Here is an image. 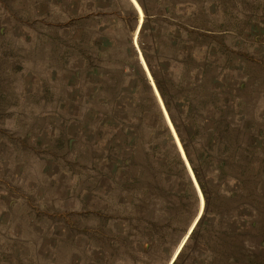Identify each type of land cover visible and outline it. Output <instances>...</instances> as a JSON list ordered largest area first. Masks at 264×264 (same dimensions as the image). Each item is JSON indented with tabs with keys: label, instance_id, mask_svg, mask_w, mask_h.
Masks as SVG:
<instances>
[{
	"label": "rangeland",
	"instance_id": "obj_1",
	"mask_svg": "<svg viewBox=\"0 0 264 264\" xmlns=\"http://www.w3.org/2000/svg\"><path fill=\"white\" fill-rule=\"evenodd\" d=\"M103 34L117 41L109 53L89 42ZM142 48L181 130L191 135L195 120L202 133L231 141L202 162L190 144L209 200L176 264H203L210 251L208 264H264V0H0V264H171L181 251L206 208L197 183L198 216L184 218L166 243H145L141 253L143 243L124 247L105 228L107 214L125 213V195L114 185L107 198L109 144L95 146L93 127L98 111L112 112L116 93L147 109L145 126L154 98L193 175ZM129 49L138 57L129 59ZM94 66L109 102L91 99ZM129 111L123 117L133 128L123 133L141 137L133 172L148 173L151 133Z\"/></svg>",
	"mask_w": 264,
	"mask_h": 264
},
{
	"label": "trees",
	"instance_id": "obj_2",
	"mask_svg": "<svg viewBox=\"0 0 264 264\" xmlns=\"http://www.w3.org/2000/svg\"><path fill=\"white\" fill-rule=\"evenodd\" d=\"M139 2L141 3V1ZM142 7L144 8L143 5ZM145 23L146 20L144 21L141 30L144 28ZM227 37H231L229 33H222L221 38L223 40H226ZM91 41H93V47H96L98 45L103 46L104 53H109L108 51L112 47H117V41L105 37L104 34L102 35L101 39L96 40V38H93L92 40H89V42ZM131 42L132 38L130 39L128 44H130ZM67 46L68 45L66 44L64 48H67ZM132 48L134 47L132 46ZM128 52L129 59H134L136 56L138 57V53L133 49H129ZM69 54L70 53L67 50L61 51V60L64 63L66 62V57ZM142 54L147 62L151 74L154 77L156 86L173 121L179 139L186 153L187 159L201 187L204 199L206 201L205 211L203 212L201 218L198 220L196 226L193 228L188 240L185 242L177 258L173 262V264H176L179 257L182 255L184 249L186 248L188 242L193 238L197 229L201 227V222L207 214L206 209L209 200L200 172L197 168V164L195 163V159L192 157V153L189 149L190 144L197 146L199 151L197 152V154L200 155L199 161L202 162L210 156L211 152H218V147L220 144L226 141L230 144L231 141L229 139V136H224L218 131L207 130L205 131V133H202V131L196 128L197 124L195 120L187 123L188 125L193 127L192 134H185L186 132L182 131L181 127L174 121L168 98L164 93L160 82L156 78L150 58L144 48H142ZM86 58H88L89 60V57L86 56ZM162 58L164 59L165 57ZM125 60L127 61L128 59ZM117 61H120V59H118ZM93 72L100 75V79L90 81V83L96 85L95 90L91 94V99L93 100L96 96H98L99 98H103L104 96V100H106L107 102H109L108 100L111 98L114 101V109H112V112L107 114L98 111V115H101V117L98 118L96 125H94L93 127L94 134L99 136L98 139H96L95 146H99L105 143L109 144L106 148L103 145V150L105 153L103 154V160L107 163L106 168L109 169V173L102 174L105 175L112 183L107 198L111 199L113 197V195H111V192L115 190L114 185L120 187L121 191L125 195L120 202V205L124 209L125 213H122V215L118 216L113 215L112 213L107 214L105 216V228L109 231V233L112 234L110 237L111 240L114 239L115 241H118L124 247H127L130 244L138 245L143 243L141 244L143 250H140V252L144 253L148 251L145 247V243H166V236L183 231L182 222L184 220H188L192 216L194 217L193 221L196 219V215H198L196 209L199 204V195L196 192L197 190L193 183L191 175L188 173L189 171H187L188 167L185 165L186 163L181 157V154L175 145L174 138L170 130L164 123L163 112L158 106L157 102L154 101V98L152 96L149 98L150 106L152 107V115L150 117L151 123L147 122L146 124L148 125L145 126L143 121L146 118L147 109L143 105H141L140 102L131 101V104H129L120 101V92L116 93L111 98L105 97L106 94H99V92H104L105 88L103 87V82L105 81L101 76L102 72L99 73L97 66L93 67ZM124 73L125 71L122 72L123 75ZM139 77L142 81L144 80L145 82L147 81V83L149 82L145 75L142 77L139 74ZM78 78L80 82L85 80H83L81 76H78ZM179 100L181 102L184 101L183 98H179ZM213 102L211 103V107L214 108L216 106V103L215 101ZM188 107L189 105L185 104V108ZM127 109L130 110L129 113H133L130 114L132 116L131 120H133V116H138L139 119H137L141 123V126L151 133L150 141H152V146L149 149V154L146 155V163L150 169V171L147 169L148 173L133 172V169L137 168L138 164L135 158L137 153L135 149L138 143L141 141V137L140 134L132 135L131 133H123L126 129V127L123 128V126H131V123H133L132 121H130L129 125H125L123 112ZM131 128H133V126H131ZM97 131H99L100 133ZM137 133H139V131ZM105 140L108 142H106ZM204 143H206L207 145H205ZM221 147L223 146L221 145ZM157 165H160V171L155 170V167ZM95 169L96 167H94V170ZM159 173L160 177H157ZM146 177H148L147 182H149L150 180L152 182L144 187L143 180L141 179ZM176 181L181 182L179 185H176ZM107 206L108 208L113 206V201L107 202ZM235 216L237 219V215ZM193 221L189 225V228L185 230L186 232L184 236L188 233ZM184 236L182 237V239L184 238ZM181 241L179 242L176 249L179 247ZM149 247L151 248V245ZM242 249L243 261L245 263V259L247 260L248 254V249L245 245V242L243 243ZM211 254L212 252L210 251L205 255V257H203V264H208L207 262L209 261V256Z\"/></svg>",
	"mask_w": 264,
	"mask_h": 264
},
{
	"label": "water",
	"instance_id": "obj_3",
	"mask_svg": "<svg viewBox=\"0 0 264 264\" xmlns=\"http://www.w3.org/2000/svg\"><path fill=\"white\" fill-rule=\"evenodd\" d=\"M140 7H141V6H140ZM141 9H142V7H141ZM142 11H143V10H142ZM142 23H143V20L141 19V21H140V23H139V28H141L140 26L142 25ZM135 43H136V42H135ZM139 51H140V50H139ZM141 55H142V54H141ZM166 112H167V111H166ZM185 157H187V156L185 155ZM191 178H192L193 183H194V185H195V187H196V189H197L196 183H197L198 186H199V184H198V181H197V179H196V177H195V174H194V175H191ZM199 190H200V186H199ZM204 203H205V200H204ZM202 214H203V211H202V213H201L199 219L201 218ZM199 219H198V220H199ZM197 222H198V221H197ZM191 232H192V231H191ZM191 232L189 233V235H188L186 241L188 240V238H189ZM183 246H184V245H183ZM178 254H179V253H178ZM177 256H178V255H177ZM177 256H176V258H177ZM174 261H175V259H174ZM174 261H173V262H174ZM171 264H173V263H171Z\"/></svg>",
	"mask_w": 264,
	"mask_h": 264
},
{
	"label": "bare ground",
	"instance_id": "obj_4",
	"mask_svg": "<svg viewBox=\"0 0 264 264\" xmlns=\"http://www.w3.org/2000/svg\"><path fill=\"white\" fill-rule=\"evenodd\" d=\"M143 65L145 66V62H144V60H143ZM148 75H149V74H148ZM149 77H150V76H149ZM155 92H156V95H157L159 101L161 102V98H160V95H159V93H158L156 87H155ZM162 101H163V100H162ZM183 157L185 158V160L187 159L184 155H183ZM187 160H188V159H187ZM187 163H189V161H187ZM189 166H190V163H189ZM190 167H191V166H190ZM190 167H189V168H190ZM193 175H194V172H193ZM198 184H199V183H198ZM199 186H200V185H199ZM199 186H198V187H199ZM200 190H201V187H200ZM201 192H202V190H201ZM201 192H200V195H201ZM202 196H203V198H204L203 192H202ZM204 200H205V199H204ZM202 201H203V199H202ZM199 211H200V210H199ZM198 214H199V212H198ZM197 216H198V215H197ZM199 217H200V215H199ZM199 217H198V219H199ZM198 219H197V221H198ZM197 221H196V224H197ZM196 224L194 225V227L196 226ZM194 227H193V228H194ZM192 230H193V229H192ZM192 230H191V231H192ZM191 231H190V232H191ZM179 252H180V251H179ZM179 252H178V253H179ZM177 255H178V254H177ZM177 255H176V256H177ZM175 259H176V257H175ZM173 261H174V260H173ZM173 261H172V263H173ZM169 264H170V262H169Z\"/></svg>",
	"mask_w": 264,
	"mask_h": 264
},
{
	"label": "snow or ice",
	"instance_id": "obj_5",
	"mask_svg": "<svg viewBox=\"0 0 264 264\" xmlns=\"http://www.w3.org/2000/svg\"><path fill=\"white\" fill-rule=\"evenodd\" d=\"M133 2H134V0H133Z\"/></svg>",
	"mask_w": 264,
	"mask_h": 264
}]
</instances>
